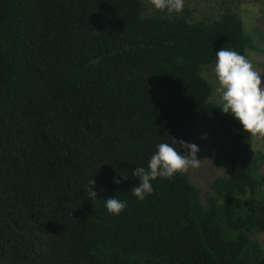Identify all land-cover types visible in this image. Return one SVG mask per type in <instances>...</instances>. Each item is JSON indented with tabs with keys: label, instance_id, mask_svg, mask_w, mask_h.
I'll return each instance as SVG.
<instances>
[{
	"label": "trees",
	"instance_id": "1",
	"mask_svg": "<svg viewBox=\"0 0 264 264\" xmlns=\"http://www.w3.org/2000/svg\"><path fill=\"white\" fill-rule=\"evenodd\" d=\"M248 41L228 8L188 21L139 0H0V264H264V154L199 74ZM202 112L229 174L205 205L185 173L139 201L131 173ZM113 196L127 205L115 216Z\"/></svg>",
	"mask_w": 264,
	"mask_h": 264
},
{
	"label": "clouds",
	"instance_id": "2",
	"mask_svg": "<svg viewBox=\"0 0 264 264\" xmlns=\"http://www.w3.org/2000/svg\"><path fill=\"white\" fill-rule=\"evenodd\" d=\"M185 0H146L150 9L168 17L179 14L184 9ZM214 94L217 97L222 114H230L239 123L243 132L252 140H264V75L257 71L253 62L239 52L221 47L215 52L213 67ZM186 149L182 154L175 146ZM199 148L183 140L172 139V143H159L151 155L147 167L137 166L131 175L139 180L138 186L132 187V194L143 201L153 193L152 181L157 178L171 180L175 175L185 173L190 168L197 169L201 160L197 158ZM121 179L127 180L126 176ZM121 179H113L119 184ZM94 179L89 181L86 190L91 201L97 193L92 191ZM104 207L108 214L119 215L127 207L117 198L105 199Z\"/></svg>",
	"mask_w": 264,
	"mask_h": 264
},
{
	"label": "rangeland",
	"instance_id": "3",
	"mask_svg": "<svg viewBox=\"0 0 264 264\" xmlns=\"http://www.w3.org/2000/svg\"><path fill=\"white\" fill-rule=\"evenodd\" d=\"M141 15L155 16L166 15L150 9L146 0H139ZM228 8L236 13L242 23L243 31L249 37V45L243 49V54L254 64L257 71L264 75V23L260 20L259 12L264 15V0H185L184 9L173 16H183L188 21L206 20L217 18ZM215 58L201 65L199 74L208 80L211 90L208 100L218 102L214 94V67ZM250 151L254 155L264 154V140L250 139ZM186 143L195 144L199 148L197 158L201 165L197 169L185 172L187 179L198 188V200L205 205L206 197L211 193L209 182L217 176H227L230 171L228 160L222 155L227 140L220 133L213 116L207 112L200 113L192 122L189 137ZM182 154H187L186 149H181ZM264 172V164L262 166ZM257 238L264 249V233H258Z\"/></svg>",
	"mask_w": 264,
	"mask_h": 264
},
{
	"label": "crops",
	"instance_id": "4",
	"mask_svg": "<svg viewBox=\"0 0 264 264\" xmlns=\"http://www.w3.org/2000/svg\"><path fill=\"white\" fill-rule=\"evenodd\" d=\"M259 14L261 15L260 16V20L264 23V15H263V13L262 12H259ZM264 26V25H263Z\"/></svg>",
	"mask_w": 264,
	"mask_h": 264
}]
</instances>
